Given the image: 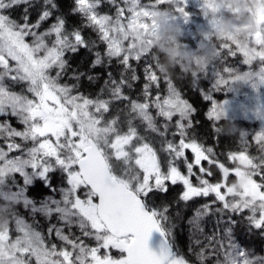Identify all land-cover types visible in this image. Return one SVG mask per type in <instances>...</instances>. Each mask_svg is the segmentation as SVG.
Masks as SVG:
<instances>
[{"label": "snow or ice", "instance_id": "obj_1", "mask_svg": "<svg viewBox=\"0 0 264 264\" xmlns=\"http://www.w3.org/2000/svg\"><path fill=\"white\" fill-rule=\"evenodd\" d=\"M109 2L116 4V0ZM166 2L150 0L145 5L140 0H124L125 7L117 5L113 17L97 11L101 0H75L71 11L81 15V27L69 30L66 18L56 16L55 23L40 32L41 22L52 16V9L57 7L54 0H44L42 13L34 24L28 22L27 8L24 23L6 14L16 5L30 4V0H0V117H15L23 125L18 130L6 119L0 122V140L6 145V150L0 146V209L6 210L8 220L0 226V264H190L172 238L175 225L169 223V205L155 203L156 194L168 192L166 182L183 185L179 199L184 202L214 196L189 220L194 233H203L202 221L210 215L219 214L217 225L225 223L222 234L214 231L206 237L208 244L195 253L199 264L212 256L217 257L214 264H264V255L241 245L233 235L238 223L233 217L247 213L242 221L247 222L248 231L255 229L264 236V132L254 136L260 153L256 156L249 154L248 141L241 134L243 147L228 153L230 161L238 162L234 168L214 159L213 148L197 141L190 131L194 127L193 107L181 98L172 78L156 70L154 17ZM204 4L207 13L215 17V0H204ZM126 11L130 15L125 22ZM217 23L218 19H213L214 32ZM256 25L245 44L228 38L217 45V60L194 74L193 83L198 84L202 75L207 77L209 70L217 85L250 79L251 72L240 76L231 67L218 70L216 62L239 53L246 65L257 60L264 65V16L257 19ZM82 27L92 28L106 45L104 55L95 53L93 68L104 65L105 57L109 65L115 58L123 66L119 80L111 72L107 74V98H103L104 89L95 98L79 93V80L85 73H73L76 83L71 86L60 82L68 67L66 52L91 50L94 46L82 34ZM27 37L32 38L31 42ZM222 49H227V53ZM10 60L15 61L14 67ZM133 60L143 66L146 83L142 101L131 99L123 91L138 79L136 67L130 63ZM260 74L264 82V67ZM6 77L23 82L25 89L12 91L5 83ZM161 77L167 83V95L157 92L153 97L151 88L159 87ZM87 79L94 77L87 75ZM204 98L211 101L209 95ZM119 101L128 102L120 109L124 118L119 113L106 117ZM224 116L223 107L213 104L208 117L214 121L217 139L227 135L220 124ZM156 117L165 122L158 126ZM174 117L178 119L173 123ZM137 120L145 131L162 138L160 150L168 154L163 162L166 168L157 150L141 134ZM169 134L172 139L166 138ZM185 150L191 151L193 161L187 159ZM13 152L17 155L11 156ZM181 158L187 174L177 163ZM202 161L215 164L221 179L210 182L206 177L213 173L202 166ZM197 166L199 173L205 175L194 171ZM55 172L61 174L63 184L59 187L52 183L50 174ZM230 175L235 179L228 183ZM192 176H196V184ZM37 181L49 193L58 192L59 198H31L29 189ZM217 202L221 207L213 208ZM20 205L31 213L32 223L21 215ZM37 215L48 221L55 217L58 223H50L45 234L35 219ZM73 228L79 230V235ZM53 237L61 243L54 242ZM85 237L95 244L86 243ZM150 237H154L151 249Z\"/></svg>", "mask_w": 264, "mask_h": 264}, {"label": "trees", "instance_id": "obj_2", "mask_svg": "<svg viewBox=\"0 0 264 264\" xmlns=\"http://www.w3.org/2000/svg\"><path fill=\"white\" fill-rule=\"evenodd\" d=\"M57 7L52 9L53 15L50 16L46 21L41 22L40 28L38 31L43 32L47 30L53 23L56 21V16H64L66 18L67 24L66 27L71 30L74 27H81L84 23L79 13H73L71 9L75 6V0H54ZM141 4H149L150 0H140ZM119 5L120 7H125L124 3L120 0H116V4L110 3L109 0H101L97 11L100 14H107L110 16L115 17L116 15V6ZM50 7V6H49ZM162 7H167V5H163ZM25 8L28 9V22L30 24H34L39 19L40 14L44 8V0H30V4H19L11 9H8L6 14L10 16L11 19L19 22L24 23L23 17L25 15ZM82 34L84 37L89 41L90 44L94 46L91 50L87 48H80L79 51L72 53L66 52L65 59L67 60L68 67L66 73L61 78L62 84H68L71 86L72 84L76 83V81L72 78L73 73H85L87 75H92L94 77L93 80L87 79V75L82 76L79 80L78 84V91L79 93L95 98L97 95H101V90L104 89L103 98H107L109 96V92L105 86V81L108 79V73L111 72L113 77L117 80L120 78V73L123 70V66L118 63L117 59H112L110 65L107 63V57H105V64L102 66H97L95 68L92 67V62L95 60V53L100 52L101 55H104L106 51V46L102 43L98 37V34L95 33L92 28L89 27H82ZM220 42H218V45ZM183 47L187 48L189 46L182 45ZM227 49H222V52L227 53ZM220 64L224 66L234 67L238 65L239 59L238 57H231L230 55H226L223 61H218ZM130 63L136 67V74L138 79L135 81H131L132 87L128 88L125 87L123 91L133 100H143V85L146 83L142 62L137 65L136 61H130ZM54 71V70H53ZM130 77V73L127 74ZM172 81L174 87L177 91L180 92L181 98L186 100L194 109L192 114L193 120V129L190 130L196 136L198 142H202L204 146L212 147L215 153L214 159L218 160L220 163L225 164L226 167L231 168L234 164L233 161L228 159V153L238 151L243 147V142L241 141V134H243V138L248 141V151L250 155L256 156L260 153L258 152V148L252 146L249 143L250 136L254 131V124H249L248 122L244 121H230L227 118H223L220 121L221 125H225L231 123L235 126L237 131L231 135H219L215 134L214 129V121L210 120L208 114L210 112V101L204 98L205 95H211V99L221 101L222 98L220 94H215L210 91V87L212 86L214 78L212 77H204L203 75L200 77L198 84L193 83V79L191 75L185 76L181 74L179 70L176 71L172 75ZM212 79V80H211ZM5 83L9 86L12 91L21 92L25 89L26 85L23 82L17 83L10 81L7 77L5 78ZM151 92L154 95L159 92L162 96L167 95V83L161 77L159 81V87L157 88L156 85H153L151 88ZM211 92V93H210ZM29 95V94H28ZM127 101H119L114 103L112 108L108 113L105 114L106 117H111L117 113L121 116V119L124 118L125 113L120 112V109L127 104ZM217 105V104H216ZM126 111V110H125ZM153 116L156 114V110L154 108L150 109ZM8 120L11 125L18 130L21 129V125L17 122V120H13L10 116L8 117H1L0 121L3 122L4 120ZM178 119V117L173 118L174 121ZM156 121L158 126L162 125L165 121L162 117H156ZM138 125L139 130L142 135L147 137V140L150 144L154 146L157 150V154L162 161L163 167H167L165 162L168 159V154L166 152L161 151V142L162 138L150 131H145V126L140 123V121H135ZM163 130V129H162ZM167 139H172L173 137L169 134ZM179 137H176V141L178 142ZM17 142L19 138H17ZM0 146L5 147L6 145L4 141L0 140ZM187 159L191 162L193 161L194 157L190 150H185ZM10 155L14 156L17 153L13 152ZM180 170L182 173L187 174L186 166L183 163V158L177 161ZM202 166L205 168H210L213 175L211 177H206L210 180V182H216L221 179V173L219 169L216 167L215 164L208 165L207 161H202ZM194 171L198 175H205L199 173V166L194 167ZM52 178V183L57 187L63 184L61 174L59 172H55L50 174ZM192 182L194 184L197 183L196 176L191 177ZM233 176H229L228 183L234 181ZM258 179V178H257ZM17 180L20 181V178L17 176ZM168 184V192L167 193H158L155 197V203L157 206L162 205H169V215L172 219L169 221L170 224H174L175 227L173 228V239L176 245L177 250L185 256L186 259L189 257L195 258V253L198 252L202 247L208 244V240L206 239L207 236L212 235L214 231H217V234H222V230L225 227V223L221 222L217 225V219L219 214L210 215L205 217L202 221L203 226V233H194L192 226L189 224V220L193 217L196 210L200 208L205 203H211L214 200V196L210 195L208 197H195L191 201L184 202L179 199L181 193L183 192V185L176 184L172 185L170 182H166ZM66 186V185H63ZM28 195L39 201L40 199L50 195L49 191L44 188L41 182L37 181L36 185L29 189ZM56 198H58V194L54 193ZM151 195V194H150ZM221 207V205L217 202L213 204V208ZM231 215V214H228ZM236 215L233 218L238 221V223L234 226L233 235L237 242L241 245L246 246L249 249L257 250L263 245L264 246V236L260 235L258 230L252 229L251 232L247 229V222L242 221V216ZM247 215V214H246ZM37 221V219H36ZM40 230L43 231V228L40 227ZM45 232V231H44ZM54 242L57 244L58 241L55 240L53 237ZM200 240L202 243L197 244L196 241ZM85 242L91 244L89 240L85 239ZM207 255V253H206ZM217 257L212 256L211 259L205 260L204 264H212V261L215 260ZM222 258V257H221ZM199 264V262H198Z\"/></svg>", "mask_w": 264, "mask_h": 264}, {"label": "clouds", "instance_id": "obj_3", "mask_svg": "<svg viewBox=\"0 0 264 264\" xmlns=\"http://www.w3.org/2000/svg\"><path fill=\"white\" fill-rule=\"evenodd\" d=\"M175 3L176 0H167V7L160 9L154 17L156 29L152 40L158 61L156 70L164 77H172L177 70L185 76L203 72L217 60L218 42L231 38L245 44L249 33L256 29L257 19L264 16V0H215L217 12L213 15L223 9L226 17L218 19L214 34L206 35L198 51L193 52L180 43L181 29L170 11ZM236 131L231 123L223 126L227 135ZM5 211L0 209V226L8 222Z\"/></svg>", "mask_w": 264, "mask_h": 264}, {"label": "rangeland", "instance_id": "obj_4", "mask_svg": "<svg viewBox=\"0 0 264 264\" xmlns=\"http://www.w3.org/2000/svg\"><path fill=\"white\" fill-rule=\"evenodd\" d=\"M120 1H124V0H120ZM177 8H182L183 12H177L176 11ZM187 9L195 12H200V15L187 16L185 14V10ZM170 11L176 23L179 25L181 29L180 37L182 39H185L187 43H194V45L196 43L201 44V42H203V39L205 38L206 35H210L214 32V28L212 25L213 19H223L226 17V14L224 13L223 9H221L220 12H218L215 15V17H213L211 14H208L205 8L204 0H183V3H181L180 0H176L175 5L171 7ZM128 15H130V13H127L126 11L125 22ZM26 39L28 40V42H31L32 38L27 37ZM199 40H201V42ZM199 46L197 48H193L191 51L193 52L198 51ZM232 48L234 49L235 46L232 45ZM235 57H238L239 59L238 66H234V67H238L236 73L240 76H243L246 73L251 72L252 73L251 78L246 80L245 79L231 80L226 84L217 85L216 80L211 73V70H209L208 76L214 78V80L211 79L213 84L210 87V91L215 94L217 93L220 94L222 98L221 101L217 102L216 100L211 99V95H209L211 100L210 111L212 105L217 104L218 106L223 107L225 113L224 118H227L230 121L232 120L244 121V122H248L249 124L256 123L254 126V131L250 136L249 143L252 146L258 148L259 146L256 144L254 140V136L256 134L264 132V82H261V74H260V68L264 67V65L260 64V61L257 60V61H253L252 65L249 66L243 63V57L241 54L237 53ZM9 62H10V66L13 67L15 66V61L10 60ZM216 66L218 70H222L225 67L223 64H220L218 61L216 62ZM224 75L227 76V73H225ZM11 118L13 120H16L15 117H11ZM21 126L22 129L23 125ZM236 166H238V162H234L231 168H234ZM56 194H58V198H59V193L57 192ZM229 199H231V197H229ZM18 207L21 215L26 219V221L32 223L31 213L28 210L24 209L22 205ZM244 214L246 215L247 213ZM38 217L39 219L45 220L43 223H45L48 228L49 226V224L47 223L48 220H46L43 216L40 215H37L35 219H37ZM51 223H58L55 217L52 219ZM12 227H14V223ZM65 229H66L65 232H67L68 229L67 228ZM72 231L75 232L77 235H79V230L77 228H73ZM46 233H47V229H46ZM13 235H15V233H13ZM84 239H86V237ZM87 240H89V242H92L93 244L95 243L94 240H91L89 238H87ZM113 251L115 253V250ZM259 255H264V248ZM214 261L215 260L212 261V264H214Z\"/></svg>", "mask_w": 264, "mask_h": 264}, {"label": "water", "instance_id": "obj_5", "mask_svg": "<svg viewBox=\"0 0 264 264\" xmlns=\"http://www.w3.org/2000/svg\"><path fill=\"white\" fill-rule=\"evenodd\" d=\"M154 237H150V241H149V247H150V249L152 248V239H153Z\"/></svg>", "mask_w": 264, "mask_h": 264}]
</instances>
